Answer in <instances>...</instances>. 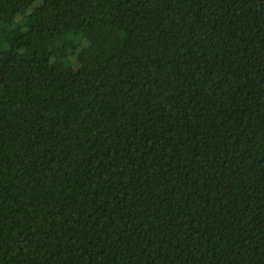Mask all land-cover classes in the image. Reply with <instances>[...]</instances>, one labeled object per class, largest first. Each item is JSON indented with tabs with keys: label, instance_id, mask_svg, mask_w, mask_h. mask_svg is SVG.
<instances>
[{
	"label": "trees",
	"instance_id": "trees-1",
	"mask_svg": "<svg viewBox=\"0 0 264 264\" xmlns=\"http://www.w3.org/2000/svg\"><path fill=\"white\" fill-rule=\"evenodd\" d=\"M0 264H264V0H0Z\"/></svg>",
	"mask_w": 264,
	"mask_h": 264
}]
</instances>
